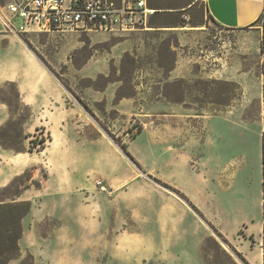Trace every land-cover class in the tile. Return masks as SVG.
I'll return each instance as SVG.
<instances>
[{
  "label": "rangeland",
  "instance_id": "374dc122",
  "mask_svg": "<svg viewBox=\"0 0 264 264\" xmlns=\"http://www.w3.org/2000/svg\"><path fill=\"white\" fill-rule=\"evenodd\" d=\"M156 1L166 6L173 4L181 7L191 0ZM197 1L192 7L180 8L182 11L176 10L172 15L155 13L156 19L151 18L148 29L125 34L29 33L21 38L68 89L69 93L64 91L68 105L86 104L105 132L120 147L125 144L128 151L131 142V147L139 144L143 151V137L133 141V135L137 136L149 126V120L144 119L145 113L152 112L153 126L159 125L160 108L155 106L157 99L164 97L172 102H199L200 113L210 115L204 117L209 121L201 120V133L211 136V145L206 148L201 140L197 157L199 160L208 159L211 169V231L206 229L208 235L201 241L200 264H247L220 229L221 223L232 235L231 239L241 238V247L250 250L252 259L261 264L258 244L262 242L263 166L258 98L259 75L264 59L262 27L259 31L224 28L207 17L205 0ZM166 20H177L179 26L164 27L172 25L164 23ZM18 24L15 22L16 26ZM259 24L262 26L261 21ZM1 34L8 35L0 37V53L4 56L16 55L19 46L15 41L17 35L6 31L0 23ZM3 38L5 40L2 41ZM178 67L189 71L192 76L179 80L171 77V71ZM201 72H210L211 77H202ZM117 92L127 96L122 108L117 107ZM0 102L6 103L12 114L6 120L5 111L0 110V202L41 201V210L35 218H39L41 228L48 229L55 223V219L48 214L47 210L52 206H49L50 196L44 190L51 176L46 147L52 136L46 127L35 129L42 110L36 112L30 105L24 104L15 83L0 84ZM37 102L40 105L43 99L38 98ZM27 110L30 116L25 118ZM30 119L29 128L32 131L27 132L25 124ZM18 121L22 123V129ZM87 126L86 133H90L91 127ZM80 134L82 136L76 138L73 132L71 136L79 143L84 139L82 131ZM101 134L105 136L96 131L93 137L99 138ZM105 142L101 144L105 155L97 160L104 171L97 178L93 174L88 176L108 185L107 194H102L106 201L113 200L119 192L109 185L108 176L118 168L124 172L123 175L128 172ZM165 159L170 160V156ZM80 162L72 158L74 167L68 172L72 181H80ZM154 165L159 170L160 158L154 160ZM138 166L156 181L157 174H149L141 163ZM137 174L150 183L149 179ZM21 175L25 177L22 181L19 180ZM29 178L40 182V187L37 188ZM161 182L180 194L173 186ZM25 185L29 188L25 189ZM20 196L23 199L19 200ZM113 220L117 222L118 215ZM33 256L37 263L38 258L35 254Z\"/></svg>",
  "mask_w": 264,
  "mask_h": 264
},
{
  "label": "crops",
  "instance_id": "0c3cea01",
  "mask_svg": "<svg viewBox=\"0 0 264 264\" xmlns=\"http://www.w3.org/2000/svg\"><path fill=\"white\" fill-rule=\"evenodd\" d=\"M205 11L211 21L224 28L259 31L262 27L264 55V25L259 24L264 14V0H205ZM15 41L19 45L18 55L0 53V84L15 83L21 101L33 111L42 110L35 129L46 127L52 136L46 147L51 176L44 190L50 196L52 207L47 211L55 223L48 229L41 228L39 218H35L41 210V201H32L31 210L22 222L21 255L9 264H21L26 253L36 255L39 262L37 259L35 264H200L201 241L208 235L206 229L211 231V169L208 159L197 157L201 140L204 148L211 145V136L201 133L200 128L201 120L209 121L204 117L210 115L200 113L199 102H172L162 97L155 101V106L160 108L159 125L153 126L152 112L145 113L149 126L133 139L143 137V151L139 144L135 148L131 147L133 142L129 144V151L137 162L149 174H157L155 177L180 191L178 194L151 179L126 156L99 124L93 111L81 103L69 106L64 94V91L69 93L68 89L21 37L15 36ZM171 73L176 80L192 76L179 67ZM200 75L211 77L210 72ZM38 98L43 99L40 105ZM124 100L126 97L118 101L117 107L122 108ZM0 110L5 111L6 120L12 115L6 103L0 102ZM31 122L32 119L25 124L27 132L32 131ZM87 125L91 127L90 133H86ZM80 131L84 139L78 143ZM96 131L105 136L93 137ZM73 132L75 139L71 136ZM102 141L128 172L123 175L118 168L108 176V184L119 192L113 200L106 201L102 194L107 191L101 190L97 180L88 176L93 174L97 178L104 171L97 163L99 156L105 155ZM167 156L170 160L165 159ZM72 158L81 161L80 181H72L68 175L74 167ZM157 158H160L159 170L154 165ZM136 171L150 183L140 179ZM117 215L119 220L114 222ZM220 229L249 264H258L252 259L251 251L241 247V238L231 239L222 223ZM258 245L263 264L262 249Z\"/></svg>",
  "mask_w": 264,
  "mask_h": 264
},
{
  "label": "built area",
  "instance_id": "2783aa9c",
  "mask_svg": "<svg viewBox=\"0 0 264 264\" xmlns=\"http://www.w3.org/2000/svg\"><path fill=\"white\" fill-rule=\"evenodd\" d=\"M156 9L148 0H0V21L6 31L29 33L105 32L125 34L148 29ZM15 22H19L16 26ZM259 118L262 124V242L264 264V59L259 75ZM97 185L108 191L102 181Z\"/></svg>",
  "mask_w": 264,
  "mask_h": 264
},
{
  "label": "trees",
  "instance_id": "16d2710c",
  "mask_svg": "<svg viewBox=\"0 0 264 264\" xmlns=\"http://www.w3.org/2000/svg\"><path fill=\"white\" fill-rule=\"evenodd\" d=\"M148 1H149L150 6L156 9L155 13H161V15H172L171 13L177 12L176 10L182 11V10H180V8H184V7H187L186 9H188L191 7L190 5L193 4V2H194L193 5L197 4V2H198L197 0H191L190 2L185 4L184 6L175 7V6H173V4L166 6L165 4H162L161 2L156 1V0H148ZM186 9H184V10H186ZM155 17L156 16H154V15L152 16L153 20L156 19ZM166 21L167 22H164V23H166V24L170 23L172 25H164V27L179 26L177 24L178 23L177 20H174V21L166 20ZM259 21H261L262 24L264 25V14L261 16ZM123 97H127V96L119 94L117 92L115 99L120 100ZM83 106L87 110H89L86 104H83ZM27 111H28L27 116L25 118H28L30 116L29 110H27ZM18 124L22 129V126H21L22 123H20L18 121ZM135 137H136V134L133 135V138H135ZM0 139H1V136H0ZM1 144L3 146H6L5 143L1 142ZM121 148L130 158H132L139 165V163L134 158V156L128 151L127 146L125 144H122ZM18 151H21V150H18ZM24 178H25L24 175H21V177H19V180L22 181V180H24ZM29 180L37 188L40 187V182H35L34 180H32V178H29ZM156 181L165 186V184H163L161 182V180H159L158 178H156ZM24 187H25V189H27V188H29V185H25ZM31 206H32V204L29 200L14 201L11 203L0 202V264H9V262L11 260L17 259L20 257L21 251H20L19 242H20L22 235H23V224H22V222H23L24 217L29 214V212L31 210ZM192 206L195 208L194 205H192ZM237 254L240 255L241 258L243 257L240 252H237ZM242 259L247 264H249L245 260V258H242ZM26 260L28 263L26 262ZM21 264H35L33 254L29 253L22 260Z\"/></svg>",
  "mask_w": 264,
  "mask_h": 264
},
{
  "label": "water",
  "instance_id": "95a60500",
  "mask_svg": "<svg viewBox=\"0 0 264 264\" xmlns=\"http://www.w3.org/2000/svg\"><path fill=\"white\" fill-rule=\"evenodd\" d=\"M120 149H121V151L126 155V156H128L124 151H123V149L120 147ZM222 243L227 247V249L235 256V258L236 259H239L238 257H237V255H235V253L229 248V246H227L223 241H222Z\"/></svg>",
  "mask_w": 264,
  "mask_h": 264
}]
</instances>
